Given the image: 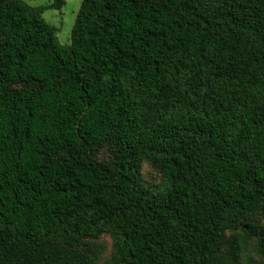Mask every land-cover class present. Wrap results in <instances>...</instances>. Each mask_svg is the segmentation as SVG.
<instances>
[{"label": "trees", "instance_id": "obj_1", "mask_svg": "<svg viewBox=\"0 0 264 264\" xmlns=\"http://www.w3.org/2000/svg\"><path fill=\"white\" fill-rule=\"evenodd\" d=\"M64 4L0 0V264H264V0Z\"/></svg>", "mask_w": 264, "mask_h": 264}, {"label": "rangeland", "instance_id": "obj_2", "mask_svg": "<svg viewBox=\"0 0 264 264\" xmlns=\"http://www.w3.org/2000/svg\"><path fill=\"white\" fill-rule=\"evenodd\" d=\"M25 1L35 7L48 6L54 4L55 2V0H25ZM81 1L82 0H65V4L62 7H55L48 9L43 14L44 19L52 26L57 28V38L61 45H69L71 43V33L75 23V19L80 9ZM102 154H103L102 159H110L108 150H104ZM142 178L146 183L149 184L155 185V184H160L162 182V177L159 171L154 169L148 163H145L143 165ZM256 220L260 224L264 225V208L256 215ZM232 234L233 231H229L227 236L229 237ZM100 242L104 244L105 250L98 264H104V262H106L112 255L113 242L109 234H105L101 238ZM249 250L243 252V255H241L243 264L246 263L260 264L259 257H257L253 252ZM249 258H251L252 260L251 262H247Z\"/></svg>", "mask_w": 264, "mask_h": 264}]
</instances>
